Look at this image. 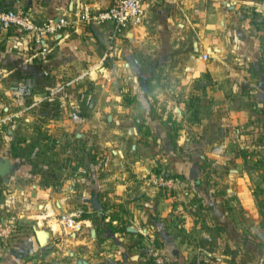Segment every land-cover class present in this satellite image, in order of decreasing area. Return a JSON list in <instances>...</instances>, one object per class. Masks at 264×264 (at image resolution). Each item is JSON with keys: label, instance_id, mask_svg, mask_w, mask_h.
<instances>
[{"label": "crops", "instance_id": "crops-1", "mask_svg": "<svg viewBox=\"0 0 264 264\" xmlns=\"http://www.w3.org/2000/svg\"><path fill=\"white\" fill-rule=\"evenodd\" d=\"M110 1L0 0V6H23L36 20H43L62 14L73 18L83 2L103 8ZM143 3L142 23L132 28L130 38L122 39V49L114 57L107 56L105 49L109 21L74 22L46 40L45 53L21 29L0 28V71L8 69L13 83H21V73L25 84L56 95L70 91L75 83L76 101H85L77 118L116 139L103 140L105 147L119 155L114 157L115 173L95 178L92 186L101 188L99 195L109 201L108 214L126 220L127 237H118L126 246L132 248L138 233L158 234L165 247L193 245L179 231L198 229L199 221L188 214L186 206L208 180L218 186L217 192L209 187L204 190L205 200L218 197L222 190L223 198L231 194L238 198L235 207L243 206L256 232L255 242L249 245L262 244L260 264H264V226L251 185L258 172L256 164L264 171V141L252 143L258 132H264V0ZM204 52L207 59L201 57ZM60 98L63 104L65 99L73 102L72 97ZM21 116L24 124L35 126L32 115ZM245 148L251 154L242 156ZM122 165L128 170L120 173ZM158 166L183 178V185L171 191L175 195L146 181V174ZM216 200L212 203L218 220L227 211L223 201ZM174 205L182 211L176 212ZM27 236L0 245V264H30L37 258L31 249L51 246L44 234L40 239ZM237 242L236 238L224 240L223 244H231V253L223 250L217 257L221 261L237 258ZM173 251L176 262L195 260L185 250ZM203 256L201 248L195 258ZM94 258L82 263L96 264ZM103 258L98 264L111 261ZM48 259L40 254L36 260Z\"/></svg>", "mask_w": 264, "mask_h": 264}, {"label": "rangeland", "instance_id": "rangeland-1", "mask_svg": "<svg viewBox=\"0 0 264 264\" xmlns=\"http://www.w3.org/2000/svg\"><path fill=\"white\" fill-rule=\"evenodd\" d=\"M18 74L21 83H13L9 80L8 69L0 71V159L7 158L13 163L6 175H0V222L11 223L9 234L0 238L1 246L10 245L26 235L40 239L44 234L50 240L46 244L51 243V246L31 249L33 258H37L30 264H83L82 261L89 262L93 256L96 264L100 257L111 259L107 264H260L262 244L258 241L256 248L249 245V242H255L256 232L251 228L245 209L242 205L235 207L239 201L235 195L223 198V190L217 193L218 197L205 200L204 190L209 187L216 191L215 186H218L208 180L200 186L199 196L195 193L186 206L188 214L199 221L198 229L179 231L180 236L192 239L193 245L165 247L158 234L138 233L132 239V248L126 246V241L118 238L120 235L127 237L126 220L122 215L108 214L109 201L105 200L104 194L99 195L101 188L92 186L95 178H106L115 173L114 157L119 155L109 146L105 147L103 140L106 137L116 139L92 130L88 121L74 116L85 103L76 101L75 83L70 91L67 89L56 95L48 89L39 90L34 84H25L26 77ZM62 95L72 97L73 102L65 99L63 104L60 101ZM20 113L32 115L35 126L30 128L24 124L26 121L20 118ZM124 153L129 152L124 150ZM260 168L256 164L258 172L252 176L251 185L259 208V222L264 226V171H259ZM119 170L121 173L128 168L122 165ZM95 192L97 196H93ZM212 200L223 201L227 211L218 220ZM95 203L100 208H96ZM45 210L48 216H44ZM78 210L80 212L76 214ZM174 210L182 211L175 205ZM29 211L35 214L28 216ZM72 212L75 221L81 219L87 223L83 222L77 229L64 228L57 223L56 218ZM108 215L114 216L116 221L111 222ZM178 223L175 225L179 228ZM227 238L238 240L235 250L238 249L239 256L221 261L217 254L232 250L231 244H223ZM201 248L204 256L195 258ZM173 249L177 252L185 250L195 260L176 262ZM128 253L135 263L130 262ZM40 254L48 255L49 259L36 260ZM87 254L91 256L87 257ZM158 257L162 259L160 262L156 260ZM123 258L127 259L123 261Z\"/></svg>", "mask_w": 264, "mask_h": 264}, {"label": "built area", "instance_id": "built-area-1", "mask_svg": "<svg viewBox=\"0 0 264 264\" xmlns=\"http://www.w3.org/2000/svg\"><path fill=\"white\" fill-rule=\"evenodd\" d=\"M145 15L143 0H111L103 8H95L89 2L81 3L75 17L71 18L67 14L46 17L43 20H36L23 6L7 7L0 6V28L16 27L28 34L30 42L40 47V51L45 53L48 50L46 40L62 28L73 24H90L92 22L111 23L110 31L106 40V54L109 57L118 55L121 51V41L128 37V31H132L134 26L142 23ZM203 59L208 58L206 52L201 54ZM78 117L77 114H74ZM146 181L152 186L166 190H178L184 183L183 178L176 173H171L167 169L151 170L145 176ZM80 211H76V214ZM47 211H44V216ZM75 213H63L56 218L59 225L64 228H78L85 222L73 218ZM11 230V223L0 222V238L6 237ZM155 254V253H154ZM160 262L161 257L156 259Z\"/></svg>", "mask_w": 264, "mask_h": 264}, {"label": "water", "instance_id": "water-1", "mask_svg": "<svg viewBox=\"0 0 264 264\" xmlns=\"http://www.w3.org/2000/svg\"><path fill=\"white\" fill-rule=\"evenodd\" d=\"M128 37L130 38L132 35V31H128ZM13 168V163L5 158V159H0V175L4 176L6 175L11 169ZM94 206L96 208H100V205L98 203H95Z\"/></svg>", "mask_w": 264, "mask_h": 264}, {"label": "trees", "instance_id": "trees-1", "mask_svg": "<svg viewBox=\"0 0 264 264\" xmlns=\"http://www.w3.org/2000/svg\"><path fill=\"white\" fill-rule=\"evenodd\" d=\"M259 141H264V132L263 131L258 132L257 133V136H255V137L252 138V143H258ZM240 152H241L242 156H246V155L251 154V151H249L247 148L242 149ZM176 174H178V173H176ZM112 218H115V217L110 215L109 216L110 221L112 220ZM112 224L110 222V227H112Z\"/></svg>", "mask_w": 264, "mask_h": 264}]
</instances>
